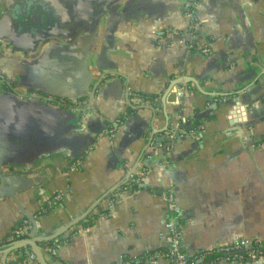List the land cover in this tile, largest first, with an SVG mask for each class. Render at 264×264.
<instances>
[{
    "label": "crops",
    "instance_id": "crops-1",
    "mask_svg": "<svg viewBox=\"0 0 264 264\" xmlns=\"http://www.w3.org/2000/svg\"><path fill=\"white\" fill-rule=\"evenodd\" d=\"M0 77V242L29 223L0 264H39L3 253L28 215L46 264H166L168 191L187 257L264 241V0H0ZM144 167V188L120 191Z\"/></svg>",
    "mask_w": 264,
    "mask_h": 264
},
{
    "label": "built area",
    "instance_id": "built-area-1",
    "mask_svg": "<svg viewBox=\"0 0 264 264\" xmlns=\"http://www.w3.org/2000/svg\"><path fill=\"white\" fill-rule=\"evenodd\" d=\"M187 10V16L190 20V34L198 29L197 23L193 19L192 7H189V3H185ZM202 52H206L207 49H201ZM10 88L9 83L0 77V88ZM25 98H35L41 99L49 105H54L56 107H64L68 101L50 97L43 96L39 93L32 91H24L21 93ZM135 96V95H134ZM86 105H88L86 103ZM89 106V105H88ZM91 111V108L89 109ZM174 131L181 134H192L193 131H185L180 128L178 124L174 126ZM264 146V143H263ZM147 169L144 167L136 174H130L128 178L121 183L119 186L120 191H137L144 188L146 183ZM136 185V187H135ZM135 187V188H132ZM62 199V195L55 194L49 199H46L44 203L58 204ZM166 206L167 215H171L176 207L174 204L173 194L168 191L163 198ZM43 203V204H44ZM28 225H24L20 230H15L14 233L27 234ZM164 233L167 239V247L163 252V257L166 264H231L233 262L237 264H244L247 262L259 263L264 261V241H252L249 242L244 235L236 234L234 237L223 244L216 247L208 248L203 251L197 252L192 257H187L181 248V230L177 221L169 219L164 223ZM14 243V240L9 239L6 244H0V248H4L7 245Z\"/></svg>",
    "mask_w": 264,
    "mask_h": 264
},
{
    "label": "water",
    "instance_id": "water-1",
    "mask_svg": "<svg viewBox=\"0 0 264 264\" xmlns=\"http://www.w3.org/2000/svg\"><path fill=\"white\" fill-rule=\"evenodd\" d=\"M181 1H185V0H181ZM23 18L25 19V22L27 21V19H30V14H29V12L27 13V12H25V14L23 15ZM49 31H50V29L47 27V29L45 30V34H47L46 36H49L50 35V33H49ZM193 82V81H192ZM197 86H198V84H197ZM197 86H196V89H197V91L198 92H201V88L200 87H198L197 88ZM94 91H95V89H94ZM94 91L93 92H91L90 94H85L84 95V97H85V101H82V103L85 105L86 103L88 104H90L89 106H88V109H87V111L84 113V114H81V118H79V119H85L86 118V116L88 115V114H90V111H89V109L91 108V107H93L92 106V104H91V100H92V98H93V95H94ZM202 93V92H201ZM45 94V93H44ZM46 95H48V94H46ZM52 96V95H51ZM54 96V95H53ZM55 97H57V96H55ZM57 98H61V99H67L68 97H57ZM45 105H48V104H46L45 103ZM244 127V126H243ZM242 127V128H243ZM246 128H248V127H251L250 125H246L245 126ZM241 128V129H242ZM237 130V129H236ZM179 136V134L176 132V133H174L173 134V136H171V134H169L166 138H165V140H166V142L168 143V144H170L171 145V143H172V141H173V139L174 138H177ZM88 147V146H87ZM87 147L86 148H84V149H82L81 151H78L76 154H73L72 155V159H77V158H79V157H81L85 152H86V149H87ZM169 147V145H167L166 146V148H168ZM166 169L167 170H169V168L168 167H166ZM11 173H13V169L12 168H0V179L1 178H3V177H5L6 175H10ZM130 174H136V172H134V171H131V172H129V173H127V175L125 176V178H124V180L123 181H125L127 178H128V176L130 175ZM122 181V182H123ZM121 182V183H122ZM121 183L119 184V186L121 185ZM90 210H92V209H90ZM88 213H89V210L87 211V212H85L83 215H81L80 217H79V219H78V222L79 221H81V220H83V219H85V217L88 215ZM168 217H167V220H169V219H173V220H175V221H177V209H175V211L171 214V215H167ZM26 218L28 219V221L30 222V225H31V230H30V232H29V234H28V238L26 239V240H24V241H22L21 243H17L15 246H13V247H9V248H7V249H5V250H3V253H9V252H14V251H16V249H18V248H21V247H29L30 248V251L28 252V253H26V255L28 256V258H29V260L30 261H32V262H35V261H37L39 264H46L45 263V260H44V257H43V252H42V250L37 246V243H39V242H42V241H48L47 239H45V240H39V239H37L36 237H35V232H36V220H35V218L33 217V216H31V215H28V216H26ZM166 220V221H167ZM53 253V255H55L54 254V252H52ZM30 254H32L33 255V258L34 259H32V258H30ZM36 263V262H35ZM261 262H259V263H251V262H247V264H260ZM231 264H237V263H235V262H233V263H231Z\"/></svg>",
    "mask_w": 264,
    "mask_h": 264
},
{
    "label": "trees",
    "instance_id": "trees-1",
    "mask_svg": "<svg viewBox=\"0 0 264 264\" xmlns=\"http://www.w3.org/2000/svg\"><path fill=\"white\" fill-rule=\"evenodd\" d=\"M198 126H199V123L195 122L191 126L182 125V129H184L185 131L195 132ZM135 187H136V185H135ZM135 187H132V188H135ZM55 206H56L55 204L48 205V204L44 203L43 205H41L40 209L35 213L36 217L48 213ZM96 218H97V215L92 216L91 219L88 218V221L86 223H84L85 226H89L93 222V220ZM86 224H88V225H86ZM24 225H29V223L28 222H26V223L19 222L17 225H15L14 229L12 230L11 234L7 237V239L11 238L12 240H16V239L24 238L26 236L25 234L24 235H22V234L17 235L14 233L15 230H20ZM6 243H7L6 239L0 242V244H6Z\"/></svg>",
    "mask_w": 264,
    "mask_h": 264
},
{
    "label": "flooded vegetation",
    "instance_id": "flooded-vegetation-1",
    "mask_svg": "<svg viewBox=\"0 0 264 264\" xmlns=\"http://www.w3.org/2000/svg\"><path fill=\"white\" fill-rule=\"evenodd\" d=\"M3 89H5V88H3ZM15 92H16V91H15ZM17 93H18V92H17ZM65 106L67 107V106H68V104H66Z\"/></svg>",
    "mask_w": 264,
    "mask_h": 264
}]
</instances>
